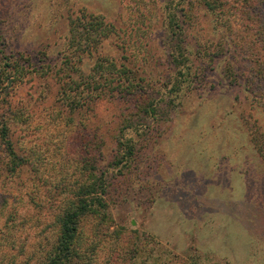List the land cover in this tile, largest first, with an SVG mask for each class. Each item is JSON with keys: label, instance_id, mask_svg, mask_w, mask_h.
<instances>
[{"label": "rangeland", "instance_id": "374dc122", "mask_svg": "<svg viewBox=\"0 0 264 264\" xmlns=\"http://www.w3.org/2000/svg\"><path fill=\"white\" fill-rule=\"evenodd\" d=\"M172 1L0 0V115L21 109L29 116L15 137L43 150L49 183L102 148L111 218L106 225L95 217L85 222L90 264H264V159L248 138V129L264 131V84L242 55L241 78L231 83L216 56L198 89L173 106L179 101L163 87L173 70L166 32ZM196 6L198 18L185 34L192 48L216 33L213 18ZM85 13L117 29L103 42L104 54L145 69L148 81L154 77L155 88L144 87L162 100L154 101L156 120L140 113L143 126L120 131L130 105L110 99L85 107L69 123L61 117L57 84L47 75L71 53V20ZM200 54L205 59L206 48ZM92 63L85 57L80 66L87 71ZM121 135L133 138L134 153L127 164L109 166ZM31 221L21 229L29 243L37 235L28 231Z\"/></svg>", "mask_w": 264, "mask_h": 264}, {"label": "trees", "instance_id": "16d2710c", "mask_svg": "<svg viewBox=\"0 0 264 264\" xmlns=\"http://www.w3.org/2000/svg\"><path fill=\"white\" fill-rule=\"evenodd\" d=\"M196 4L203 7L204 15L213 18L216 33L214 39L201 45L195 41L196 47L192 48L185 34L198 18ZM168 13L166 32L173 49V70L164 76L163 87L173 95L172 100L179 101L171 102L173 106L198 89L204 70L215 63L216 56L225 62V74L231 83L241 78L238 72L242 55L254 65L255 80L264 84V0H173ZM112 34H117L115 25L101 15L85 13L71 20L68 42L72 51L63 55L54 72L47 75L55 79L57 102L65 112L61 117L67 123L75 114H84L78 112L85 107L90 109L104 99L130 105L120 131L143 126L145 119L140 113H154L156 120V106L162 100L144 87L145 82L151 87L154 77L148 81L145 69L118 63L103 53V42ZM202 46L208 59L200 57ZM210 48L212 53L208 54ZM85 57L93 61L87 71L80 66ZM4 76L0 67V82ZM26 120L29 116L21 109L0 115V264H90L92 253L85 240V222L95 217L106 225L111 218L103 150L99 147V153L76 165L69 174L63 169L60 178L49 183L40 164L45 158L43 150L38 145L27 147L15 137V128ZM248 130L250 145L264 159V131L260 127ZM103 142L98 139L99 146L103 147ZM116 143L118 148L109 166L127 164L134 153L133 138L117 136ZM52 187L54 190H50ZM30 221L28 231L31 236L33 232L37 235L29 243L22 239L21 229Z\"/></svg>", "mask_w": 264, "mask_h": 264}]
</instances>
